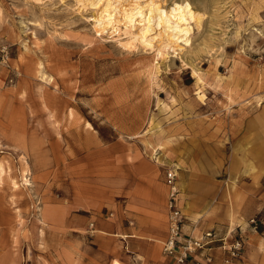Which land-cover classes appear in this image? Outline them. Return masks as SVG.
<instances>
[{"label":"rangeland","instance_id":"rangeland-1","mask_svg":"<svg viewBox=\"0 0 264 264\" xmlns=\"http://www.w3.org/2000/svg\"><path fill=\"white\" fill-rule=\"evenodd\" d=\"M162 6L185 10L192 35L158 58L100 36L77 0H0V264H174L169 169L184 234L218 240L188 264H227L226 238L242 242L229 264H264V209L232 225L222 205L235 148L256 154L264 140V0ZM184 174L212 202L187 212Z\"/></svg>","mask_w":264,"mask_h":264},{"label":"bare ground","instance_id":"bare-ground-1","mask_svg":"<svg viewBox=\"0 0 264 264\" xmlns=\"http://www.w3.org/2000/svg\"><path fill=\"white\" fill-rule=\"evenodd\" d=\"M77 2L80 9L95 8L96 13L92 18L95 30L100 36L102 33L116 36L120 46L126 50H135L141 45L145 49H156L157 57L163 58L169 48L181 50L184 39L192 35V26L186 11L174 8L165 12L163 0H77ZM190 15L194 26L202 27L204 19L202 13L194 11ZM155 68L158 72L159 68ZM240 151L239 147L236 152ZM237 163V159L234 160V164ZM252 171L255 172L253 164L246 163L245 172L250 174ZM14 187L19 188L15 181Z\"/></svg>","mask_w":264,"mask_h":264},{"label":"crops","instance_id":"crops-1","mask_svg":"<svg viewBox=\"0 0 264 264\" xmlns=\"http://www.w3.org/2000/svg\"><path fill=\"white\" fill-rule=\"evenodd\" d=\"M257 121H258L257 123H260L262 120L261 121L257 120ZM253 128L260 129V126H253ZM166 144H168L167 141L165 143H161V147L163 145L166 146ZM238 148L239 145L238 147L235 148V150ZM240 148H241L240 153L235 152V158H233L231 173L234 174V176L237 175L238 173L249 175L253 179V182L245 183V184L243 183V185L239 186L238 182L236 181L237 179L234 178V176H232L231 174V178L232 177L233 178L231 179V184H229L228 190L224 195V204L222 205H225L226 207V216L223 217L224 219L227 218L231 220L232 225L234 223L241 222L242 220L245 219L244 213L247 209L249 210L251 209L253 211L255 210V213L264 209V191H263L264 180L262 178V175H264V140L262 144H260V146L257 149H255L256 154L252 152L244 151L242 146ZM236 159L238 161L237 163L238 166L236 165L235 167H233L235 165L234 160ZM248 162L253 164L255 168V172L252 171L250 174H247L246 172L244 173L245 164ZM180 163L184 164L183 162H178L177 165H179ZM177 165L175 164V166ZM1 174L3 173L1 172ZM203 185H204L203 181L200 179L198 180L196 178H193L192 174H184L182 180V188L185 192H187L186 193L187 196L189 195L191 198V201L188 204L186 210L187 212H191L192 210L193 211L197 210L199 206H201V203L204 204L205 202L211 201L209 199L208 201L207 199L205 200L203 194L199 193V190L202 188ZM163 195H164V204L167 207L166 212L168 218V213H169L168 205H167L168 189L164 188ZM206 195L208 194L205 193L204 196ZM180 199H181V195H180ZM210 205L211 203H209L208 206ZM181 207L183 208L182 200H181ZM149 221H151V218H149ZM136 223L139 229L144 228L146 223V217L143 215H138ZM167 236H168V231L165 240L167 239Z\"/></svg>","mask_w":264,"mask_h":264},{"label":"built area","instance_id":"built-area-1","mask_svg":"<svg viewBox=\"0 0 264 264\" xmlns=\"http://www.w3.org/2000/svg\"><path fill=\"white\" fill-rule=\"evenodd\" d=\"M165 183L168 188L167 205L169 213L168 236L163 244V252L174 264H188L198 252L205 250L218 240L213 231L205 232L201 238L184 234L185 216L181 207L178 175L174 169L167 170ZM253 223H255V220H253ZM223 249L228 256L226 263L229 264L232 259L240 257L242 242L240 240L229 242L226 238ZM206 262L209 264L213 262L209 254L206 255Z\"/></svg>","mask_w":264,"mask_h":264}]
</instances>
